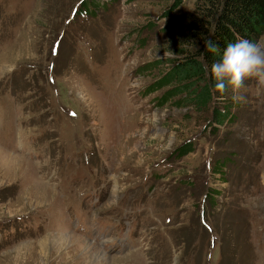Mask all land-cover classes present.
Masks as SVG:
<instances>
[{"label":"rangeland","instance_id":"1","mask_svg":"<svg viewBox=\"0 0 264 264\" xmlns=\"http://www.w3.org/2000/svg\"><path fill=\"white\" fill-rule=\"evenodd\" d=\"M194 6L0 0V264H264V87L159 82Z\"/></svg>","mask_w":264,"mask_h":264},{"label":"trees","instance_id":"2","mask_svg":"<svg viewBox=\"0 0 264 264\" xmlns=\"http://www.w3.org/2000/svg\"><path fill=\"white\" fill-rule=\"evenodd\" d=\"M180 19L187 21L186 35L196 41V47L177 48L181 54L159 82L177 81L172 92H183V100L189 99V102L200 107L213 100L220 102L219 106L215 105L213 113V119L218 122L227 118L228 100L223 97L224 92L213 89L216 81L210 73L211 65L221 59L227 44L238 38L257 43L264 33V0H195L194 9L184 12ZM208 39L217 45L215 53L205 50L204 41ZM220 161L216 168L212 164V172L220 170ZM205 194L206 198L215 196L211 187L207 188Z\"/></svg>","mask_w":264,"mask_h":264},{"label":"clouds","instance_id":"3","mask_svg":"<svg viewBox=\"0 0 264 264\" xmlns=\"http://www.w3.org/2000/svg\"><path fill=\"white\" fill-rule=\"evenodd\" d=\"M204 43L206 51H217V45L211 39ZM210 73L216 81L214 91L221 93L228 86L233 90L239 89L247 77L256 78L260 86L264 87V43H252L244 38L228 43L221 59L211 65Z\"/></svg>","mask_w":264,"mask_h":264},{"label":"bare ground","instance_id":"4","mask_svg":"<svg viewBox=\"0 0 264 264\" xmlns=\"http://www.w3.org/2000/svg\"><path fill=\"white\" fill-rule=\"evenodd\" d=\"M67 235H61V236H58V237H56V239H57V241H58V243L57 244H60L61 243V241H66V240H69L70 241V239H72V240H74L75 239V237H68ZM72 240L70 241V242H72ZM96 256H94V257H92V258H95Z\"/></svg>","mask_w":264,"mask_h":264},{"label":"water","instance_id":"5","mask_svg":"<svg viewBox=\"0 0 264 264\" xmlns=\"http://www.w3.org/2000/svg\"><path fill=\"white\" fill-rule=\"evenodd\" d=\"M75 10H76V8H75ZM75 10L73 11V14L75 13Z\"/></svg>","mask_w":264,"mask_h":264}]
</instances>
